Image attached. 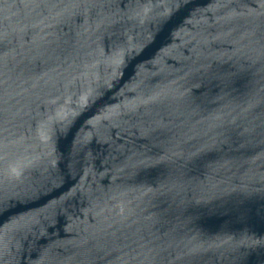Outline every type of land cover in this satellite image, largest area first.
I'll return each instance as SVG.
<instances>
[{
	"label": "water",
	"instance_id": "1",
	"mask_svg": "<svg viewBox=\"0 0 264 264\" xmlns=\"http://www.w3.org/2000/svg\"><path fill=\"white\" fill-rule=\"evenodd\" d=\"M264 162V0H0V264H97Z\"/></svg>",
	"mask_w": 264,
	"mask_h": 264
}]
</instances>
